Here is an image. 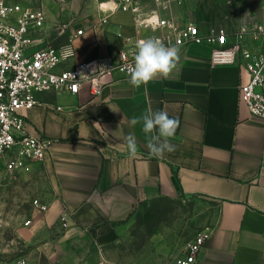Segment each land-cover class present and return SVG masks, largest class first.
I'll list each match as a JSON object with an SVG mask.
<instances>
[{
    "label": "crops",
    "instance_id": "crops-1",
    "mask_svg": "<svg viewBox=\"0 0 264 264\" xmlns=\"http://www.w3.org/2000/svg\"><path fill=\"white\" fill-rule=\"evenodd\" d=\"M106 1L43 0L49 21L72 22L67 35L83 30L72 39L76 55L64 67L117 59L129 39L144 35L131 12L103 10ZM138 2L154 10L159 0ZM168 14L197 23L203 33L223 28L232 34L264 21V0H182ZM211 57V46L191 44L168 79L136 89L129 78L106 77L97 98L87 88L78 95L49 92L42 98L50 107L22 111L30 133L55 142L45 161L33 162L57 196L46 221L55 224L63 214L68 225L63 235L42 242L53 246V262L87 264L96 258L93 242L123 232L140 204L187 198L204 201L209 213L200 264H264V121L240 99L247 72L214 66ZM149 107L179 120L171 138L176 150L162 158L150 155L140 126L129 125ZM129 133L137 136L134 158L124 139Z\"/></svg>",
    "mask_w": 264,
    "mask_h": 264
},
{
    "label": "built area",
    "instance_id": "built-area-1",
    "mask_svg": "<svg viewBox=\"0 0 264 264\" xmlns=\"http://www.w3.org/2000/svg\"><path fill=\"white\" fill-rule=\"evenodd\" d=\"M181 3L182 0H159L158 8L145 10L138 0L102 2L103 10L131 12L138 33L142 31L144 35L129 39L117 59L101 57L64 67L76 55L72 39L82 35L83 30L67 35L72 22H52L42 8L0 0V160L9 158L17 168L45 161L55 142L43 134L30 133L22 111L50 107L42 98L49 92L78 95L87 88L91 98H97L107 84L106 77L129 78L125 68L134 62L137 42L149 37L159 38L166 46H177L180 52L191 44H207L212 47L214 66L244 69L248 81L241 87L240 99L252 116L264 121V21L232 34L223 28H209L203 33L197 23H180L168 14L172 4ZM101 22L107 20L102 18ZM63 35L67 41L56 43ZM55 109L62 111L63 107L57 105ZM208 236L206 232L196 235L177 264H200Z\"/></svg>",
    "mask_w": 264,
    "mask_h": 264
},
{
    "label": "rangeland",
    "instance_id": "rangeland-1",
    "mask_svg": "<svg viewBox=\"0 0 264 264\" xmlns=\"http://www.w3.org/2000/svg\"><path fill=\"white\" fill-rule=\"evenodd\" d=\"M4 1L30 8L43 2ZM35 164L17 168L9 158L0 160V264H58L50 259L53 246L42 242L63 235L68 225L63 214L55 224L46 221L57 196L49 175ZM206 206L187 198L140 204L123 232L105 243L93 242L96 258L86 263L177 264L192 239L210 226Z\"/></svg>",
    "mask_w": 264,
    "mask_h": 264
},
{
    "label": "clouds",
    "instance_id": "clouds-1",
    "mask_svg": "<svg viewBox=\"0 0 264 264\" xmlns=\"http://www.w3.org/2000/svg\"><path fill=\"white\" fill-rule=\"evenodd\" d=\"M136 47L134 62L127 64L125 68L133 88L139 89L157 78L168 79L177 70L179 47L166 46L156 37L142 39L137 42ZM129 125L133 128L140 126L151 156L162 158L165 153L175 152L176 146L171 143V138L179 127V120L170 117L167 111L149 107L140 116L132 117ZM124 139L130 158H134L138 151L137 136L129 133Z\"/></svg>",
    "mask_w": 264,
    "mask_h": 264
},
{
    "label": "trees",
    "instance_id": "trees-1",
    "mask_svg": "<svg viewBox=\"0 0 264 264\" xmlns=\"http://www.w3.org/2000/svg\"><path fill=\"white\" fill-rule=\"evenodd\" d=\"M53 36H55V34H54ZM64 39H66L65 41H67V37H66L65 35L61 36V37L56 41V43L65 42V41H63Z\"/></svg>",
    "mask_w": 264,
    "mask_h": 264
}]
</instances>
